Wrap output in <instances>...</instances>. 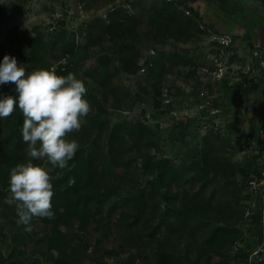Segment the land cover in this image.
<instances>
[{
    "label": "trees",
    "instance_id": "16d2710c",
    "mask_svg": "<svg viewBox=\"0 0 264 264\" xmlns=\"http://www.w3.org/2000/svg\"><path fill=\"white\" fill-rule=\"evenodd\" d=\"M143 1L127 2L131 12L127 8L115 6L107 11L106 20L96 17L88 23L86 30L80 31L85 33L83 42H77L75 34L66 38L63 20L57 22L60 24L58 33L50 32L51 40L42 33L28 36L10 30L0 42V58L5 53L14 55L18 63H23L26 71L43 67L60 74L70 71L77 74L84 67V73L96 79L104 91L101 96L106 100L105 88L109 74L100 71L114 61L108 47L101 41L103 35H106L107 43L117 40V53L126 73L136 74L139 69H143L145 79H159L171 72L177 62L186 63V57L173 53L165 60L164 55L159 54L139 64L137 57L123 52L134 49L138 31L137 17L132 10L141 7ZM218 1L221 4L225 2ZM260 1L264 4V0ZM148 3L149 11L161 22L159 25L165 24L171 28L173 37H190L193 35L192 26H195L197 32H202V25L214 33L219 32L212 24L202 22L199 12L183 0H149ZM0 12L4 14L1 5ZM88 41L100 43L95 44L101 49L92 59L82 58L78 53L86 47ZM248 43L252 48L257 47L249 39ZM65 56L70 57L62 62L61 58ZM0 93L15 95L14 83L0 85ZM149 95L154 104L159 105L160 89H153ZM89 97L91 106L100 109L98 96L92 92ZM23 119L18 108H14L9 117L0 119V128L5 130L3 139H0L2 182L6 181L7 172L12 166L27 159L26 142L21 137ZM95 123L70 161L72 167L54 168L50 174L54 188L52 203L55 215L52 218L38 217L49 228L45 234L48 248L62 253L67 243L64 228L77 221L79 232L75 237H79L78 248L82 251L89 248L96 251L101 239L96 238L92 242L85 238V233L90 230L89 225L94 222L95 231H102L105 236L114 231L115 236L118 235L117 250L105 249L107 255L122 250L123 241L120 240L128 236L133 237V244L144 237L146 243L156 241L157 264H190L193 254L196 263L205 259L207 263L214 264L220 257L217 264H264V257L249 259V254L263 238L261 211L250 210L252 213L247 216L243 204L244 200L252 198L245 193L247 181L261 174L256 163L257 157L244 162L224 158L221 153L228 141L220 133L210 130L202 139L203 162L200 168L196 167L198 161L194 163L192 160L175 164L169 158L157 156L147 149L153 144V136L151 129L142 120L106 122L96 119ZM128 139L132 141L126 146ZM263 140L258 138L259 144ZM141 142L146 149H143L145 147ZM135 161H139L141 171L148 177L143 184L132 181V186L125 191L123 184L128 183V178L124 169ZM35 162L44 163V160L41 158ZM1 169L5 171L1 172ZM199 172L211 181L204 182ZM259 198H253L258 205L261 204ZM211 210H216L217 214ZM153 221L156 224L153 225ZM157 234H163L165 239ZM183 235L188 240L183 244L181 252L167 247L171 238ZM237 242H241L242 246L235 247ZM13 255L14 250L7 256L0 253V264H23ZM59 259L56 264H69L65 257Z\"/></svg>",
    "mask_w": 264,
    "mask_h": 264
},
{
    "label": "rangeland",
    "instance_id": "374dc122",
    "mask_svg": "<svg viewBox=\"0 0 264 264\" xmlns=\"http://www.w3.org/2000/svg\"><path fill=\"white\" fill-rule=\"evenodd\" d=\"M130 1L132 0H0L4 9V14L0 12V42L10 30H15L18 34L26 33L28 36L42 33L51 40L50 32L60 28L57 23L60 20L64 21L66 38L75 34V40L83 42L85 33L80 31L86 30L88 23L93 22L96 17L105 19L111 7L127 8L131 12L127 6ZM144 1L141 7L132 10L137 17L138 31L134 49L123 52L133 54L139 64L159 54H163L167 60L173 53L185 56L186 63L177 62L171 72L159 79H145L143 69H139L136 74L126 73L117 53V40L107 43L106 35H103L101 41L108 47L114 60L100 71L109 74L105 88L106 100L101 96L104 91L100 89L96 79L86 76L84 67H81L77 75L86 82L89 104V96L93 92L98 96L100 109L93 108L90 104V112L84 118L80 130L69 135L74 136L80 145L92 131L96 119L106 122L139 119L152 131L153 144L147 149L157 156L169 158L175 164L192 160L194 163L198 161L196 167L200 168L203 162L202 139L210 130L227 139L229 145L224 146L221 153L224 158L244 162L258 157L259 153H256L255 148L252 151L246 148L242 151V145L246 144L245 134L250 131L258 134L264 127V34L259 43L253 39L254 44L258 45L255 48L250 47L248 41L240 38L238 33L235 36L222 31L214 33L205 25L201 26L202 32H197L194 30L195 26H192L193 35L188 38L173 37L171 28L165 24L160 26L161 22L149 11V0L146 3ZM95 44L100 43L88 41L86 47L78 52L79 56L92 59L101 49ZM69 57L65 56L61 61L66 62ZM155 88L160 89L159 105H155L149 95ZM4 131L0 128V139H3ZM131 141L128 139L125 145H130ZM129 153L127 151L128 155ZM138 162H131L124 169L128 178V183L123 184L125 191L132 186L134 180L143 184L148 177L143 174ZM46 166L51 174L54 168L50 164ZM4 171L1 169V172ZM8 174L9 171L5 182L0 180V253L3 256L14 250L13 257L23 264L33 261L36 264H56L61 257H65L69 264H157V242L146 243L145 237L133 244V237L126 236L120 240L123 241V249L117 254L114 252L107 255L105 249L117 250L118 235L115 236L114 231L107 236L102 231H95L94 222L89 225L90 230L85 233V238L92 242L96 238L101 239L96 251L91 248L82 251L78 248L79 237H75L79 232L77 221L64 228L67 243L65 249H62L63 254L54 248H48L45 234L49 228L38 217H33L34 227L29 233L16 224L17 202L8 187ZM198 175L204 182L211 181L202 172ZM211 212L217 214L216 210ZM154 221L153 225L156 224ZM187 240L185 235L176 236L168 241L167 247L181 252ZM191 258L190 264H213L207 263L205 259L196 263L194 254ZM217 259L214 264H217Z\"/></svg>",
    "mask_w": 264,
    "mask_h": 264
},
{
    "label": "clouds",
    "instance_id": "9594fccd",
    "mask_svg": "<svg viewBox=\"0 0 264 264\" xmlns=\"http://www.w3.org/2000/svg\"><path fill=\"white\" fill-rule=\"evenodd\" d=\"M13 82L15 95L0 93V119L14 108L23 115L21 137L27 159L9 169L8 187L16 203V224L33 230V217L55 215L50 169L71 168L80 145L70 133L79 131L90 112L84 79L74 72L57 73L49 68L26 71L14 55L0 58V85ZM43 158L44 163H36Z\"/></svg>",
    "mask_w": 264,
    "mask_h": 264
},
{
    "label": "crops",
    "instance_id": "0c3cea01",
    "mask_svg": "<svg viewBox=\"0 0 264 264\" xmlns=\"http://www.w3.org/2000/svg\"><path fill=\"white\" fill-rule=\"evenodd\" d=\"M183 1L199 12L202 22L212 24L220 32L233 36L238 33L246 41L263 40L264 4L260 0H225L223 4L218 0Z\"/></svg>",
    "mask_w": 264,
    "mask_h": 264
},
{
    "label": "built area",
    "instance_id": "2783aa9c",
    "mask_svg": "<svg viewBox=\"0 0 264 264\" xmlns=\"http://www.w3.org/2000/svg\"><path fill=\"white\" fill-rule=\"evenodd\" d=\"M153 51V50H152ZM246 144L242 145L243 150L248 149L252 151V148H255L256 153H259V156L256 158V163L260 167V176L253 177L247 181L245 193L249 194L252 198L249 201L244 200L243 204L245 205V215L249 216L252 211L250 210H260L261 211V225H262V235L263 238L260 243L249 254V259H262L264 257V140L259 144V139H264V127L259 130L258 134L247 133L244 136ZM261 147V150H259ZM246 155V153H245ZM250 157V155H246ZM261 198V204L253 200V198ZM259 198V199H260ZM235 247L242 246L241 242H237Z\"/></svg>",
    "mask_w": 264,
    "mask_h": 264
}]
</instances>
